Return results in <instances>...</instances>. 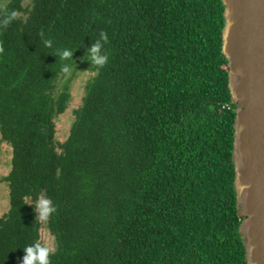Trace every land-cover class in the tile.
Instances as JSON below:
<instances>
[{
	"label": "trees",
	"instance_id": "1",
	"mask_svg": "<svg viewBox=\"0 0 264 264\" xmlns=\"http://www.w3.org/2000/svg\"><path fill=\"white\" fill-rule=\"evenodd\" d=\"M7 7L27 17L0 28V133L13 151L0 264H21L23 248L40 239L26 201L38 195L56 207L45 224L51 264H246L221 0ZM100 31L108 62L97 71L83 57ZM63 64L92 77L56 143L54 119L69 99L57 91Z\"/></svg>",
	"mask_w": 264,
	"mask_h": 264
},
{
	"label": "water",
	"instance_id": "2",
	"mask_svg": "<svg viewBox=\"0 0 264 264\" xmlns=\"http://www.w3.org/2000/svg\"><path fill=\"white\" fill-rule=\"evenodd\" d=\"M221 52L235 104L234 190L246 264H264V0H221Z\"/></svg>",
	"mask_w": 264,
	"mask_h": 264
},
{
	"label": "clouds",
	"instance_id": "3",
	"mask_svg": "<svg viewBox=\"0 0 264 264\" xmlns=\"http://www.w3.org/2000/svg\"><path fill=\"white\" fill-rule=\"evenodd\" d=\"M17 18V12L15 10H9L6 3H0V28L6 29ZM39 35L45 47H52L53 42L45 38L43 29L40 31ZM107 42V33L100 31L99 38L92 42L85 51L83 59L90 61L91 65L95 67L97 71L103 68L108 62V55L104 50V45ZM3 52V44L0 42V54ZM73 53L74 52L70 49L56 50V55L59 56L61 61L71 60ZM61 71L66 74L70 73V65L63 64ZM32 204L35 205V211L37 212L35 222L46 223L51 215L56 212V207L53 205L51 199L44 195H38L35 202ZM23 251L25 255L23 256L21 264H51L50 255L55 253V247L50 240L41 237L34 244L24 247Z\"/></svg>",
	"mask_w": 264,
	"mask_h": 264
},
{
	"label": "rangeland",
	"instance_id": "4",
	"mask_svg": "<svg viewBox=\"0 0 264 264\" xmlns=\"http://www.w3.org/2000/svg\"><path fill=\"white\" fill-rule=\"evenodd\" d=\"M8 2L9 0H0V3L7 4ZM27 4L28 2H24V6ZM17 16L26 19L27 14L19 13ZM91 77L92 73L76 67V69H72L70 73L63 75L58 80L57 91H65L69 99L66 110L54 119V138L56 143H62L68 137L71 125L74 121V110L81 105L84 96V87ZM12 152V147L5 140H2V135L0 133V217H2L9 209V188L6 176L11 169ZM26 201L33 205L35 209V205L32 204L33 202L30 199H27ZM41 224L42 229L40 232V238H47L55 247L54 238L45 228L46 223L41 222Z\"/></svg>",
	"mask_w": 264,
	"mask_h": 264
}]
</instances>
